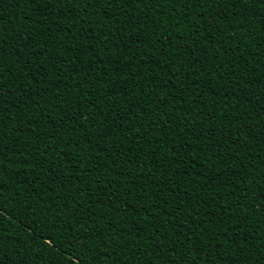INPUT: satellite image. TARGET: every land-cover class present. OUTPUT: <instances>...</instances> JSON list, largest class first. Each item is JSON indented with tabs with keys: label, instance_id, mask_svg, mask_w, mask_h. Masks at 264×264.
<instances>
[{
	"label": "trees",
	"instance_id": "16d2710c",
	"mask_svg": "<svg viewBox=\"0 0 264 264\" xmlns=\"http://www.w3.org/2000/svg\"><path fill=\"white\" fill-rule=\"evenodd\" d=\"M53 5L0 0L5 160L29 162L0 170L3 264H147L178 237L168 264H264V21L211 0Z\"/></svg>",
	"mask_w": 264,
	"mask_h": 264
},
{
	"label": "snow or ice",
	"instance_id": "6c2138e0",
	"mask_svg": "<svg viewBox=\"0 0 264 264\" xmlns=\"http://www.w3.org/2000/svg\"><path fill=\"white\" fill-rule=\"evenodd\" d=\"M58 2V0H57ZM77 2H79V0H77ZM114 2V0H109V3ZM124 3L127 2V0H123ZM228 4V8L225 9L224 8V3ZM84 3L87 5V7H94L95 5L101 3V0H84ZM196 3L199 5H203V4H207L209 3V0H196ZM211 3L217 4L219 5V8L216 12L215 15L219 16L221 13H224V15L227 17L229 16L233 10H236L237 12H240L241 14L243 13H247V15L249 16H259L261 19L256 21L257 23H260L261 21H264V0H211ZM47 4L49 7L54 6L53 5V0H47ZM249 5H251V8H249ZM64 11L63 9L60 10V12ZM53 15L56 16V23L57 26L59 28V31L64 32L65 28L60 27L59 26V21H60V14L59 12L54 13ZM208 28L212 27V24L209 23ZM169 35H171L169 33ZM23 47H31L33 49L36 48V45L31 43V41H29L27 44L23 45ZM15 54V53H13ZM41 55H43L44 53L41 52ZM0 55H3V50L2 48H0ZM233 75H235V73H233ZM186 89H182L181 91H185ZM5 89L3 87H0V96H3ZM177 99L181 98V93L178 92L177 93ZM195 95H193V102H195ZM92 107H94V105H92ZM71 119V118H70ZM7 128V123L5 121V118L3 117L2 114H0V170L6 171V169L4 168V165L7 164H27L29 163L27 160H16V161H6L5 157L7 152L9 151V148L7 146L6 143H3V138H4V131L3 129ZM111 127L105 122V121H101L100 122V131H99V136L98 139H103L104 137H106L108 135V133L111 131ZM192 131H195L194 128L190 129ZM11 131L14 132H18L19 129L13 128L11 129ZM148 131H151V129H149ZM183 132V129L181 130ZM201 136V133L196 132L195 133V138L197 141H199ZM181 149L184 148V144L182 143L179 146ZM43 157V154H41V159ZM192 162H193V167H194V161L196 159L195 155L192 156ZM182 163V161H180ZM5 209L3 208L2 204H0V215H4L5 214ZM185 211H187V209H185ZM193 211L195 212L196 216L199 217V210L198 209H193ZM246 219V218H245ZM185 220L187 221L186 225L189 228V231L192 233L193 236L197 235L198 229L193 230L192 229V225L197 223V221L195 219L192 218L191 214H189L188 216L185 217ZM82 235V239H87L86 236ZM184 239H189L188 234L187 233H182ZM77 241H73L72 246H75V243ZM49 244L52 245L53 247H55V241L49 239ZM183 246V240L180 239L179 237L177 238L176 242H171L169 239H165L163 240L159 245L156 246V248L154 249V251H156V255L154 258H150L147 261V264H156L157 261H162L163 264H168V261L164 260V250L167 249L168 252H174L176 250L177 247H182ZM102 247H104L105 249V253H107V249L109 247V245H102ZM193 251H203V248L200 247H194ZM104 254V253H102ZM142 255L144 256H148V251L145 250ZM61 256H67V252L66 250L63 251L61 253ZM246 258H251L250 254L248 255V257ZM73 259H77L74 255L69 258V259H59L57 260L56 264H71V261ZM107 259L110 261L112 259L111 255L107 256ZM0 264H3V260L0 259ZM77 264H82V261L77 260ZM174 264V262H173ZM183 264H196L195 261V256H192L191 258H188L186 254H184V260H183Z\"/></svg>",
	"mask_w": 264,
	"mask_h": 264
}]
</instances>
